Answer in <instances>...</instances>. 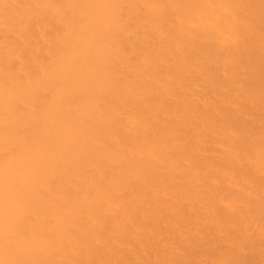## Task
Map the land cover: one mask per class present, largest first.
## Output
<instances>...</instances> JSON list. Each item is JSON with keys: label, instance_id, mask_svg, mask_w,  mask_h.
Instances as JSON below:
<instances>
[{"label": "bare ground", "instance_id": "1", "mask_svg": "<svg viewBox=\"0 0 264 264\" xmlns=\"http://www.w3.org/2000/svg\"><path fill=\"white\" fill-rule=\"evenodd\" d=\"M0 264H264V0H0Z\"/></svg>", "mask_w": 264, "mask_h": 264}]
</instances>
